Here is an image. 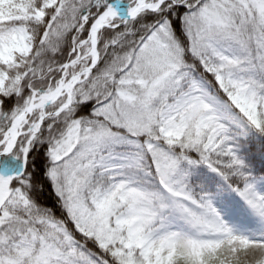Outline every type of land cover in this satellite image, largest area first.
Instances as JSON below:
<instances>
[{"label":"snow or ice","instance_id":"1","mask_svg":"<svg viewBox=\"0 0 264 264\" xmlns=\"http://www.w3.org/2000/svg\"><path fill=\"white\" fill-rule=\"evenodd\" d=\"M0 264H264V0H0Z\"/></svg>","mask_w":264,"mask_h":264}]
</instances>
